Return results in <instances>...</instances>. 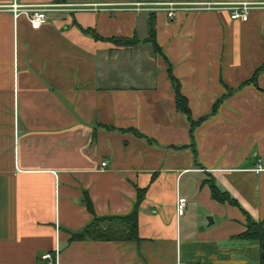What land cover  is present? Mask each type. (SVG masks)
Masks as SVG:
<instances>
[{
  "label": "crops",
  "instance_id": "0c3cea01",
  "mask_svg": "<svg viewBox=\"0 0 264 264\" xmlns=\"http://www.w3.org/2000/svg\"><path fill=\"white\" fill-rule=\"evenodd\" d=\"M25 2L48 7L44 27L0 0V264H258L240 236L247 216L264 229V70L245 84L264 63V9H164L264 0ZM138 3L149 11L126 10ZM168 63L193 120L221 99L193 138ZM138 190L137 240L71 239L94 219L86 198L124 216Z\"/></svg>",
  "mask_w": 264,
  "mask_h": 264
},
{
  "label": "trees",
  "instance_id": "16d2710c",
  "mask_svg": "<svg viewBox=\"0 0 264 264\" xmlns=\"http://www.w3.org/2000/svg\"><path fill=\"white\" fill-rule=\"evenodd\" d=\"M153 16L151 13L149 16ZM87 34L92 35L96 39H101L95 32L85 31ZM109 41H118V39H108ZM155 53H160L161 51L155 42V29L154 20L152 17L148 20V38L146 40ZM129 43V42H128ZM135 43V42H134ZM130 44V43H129ZM264 70V63L258 67L252 74L251 78L245 82V84H253L256 86L257 76ZM168 74L172 83L174 84V95L176 109L182 113L189 124L190 137L193 135V130L199 126L202 122L210 118L217 111V107L221 99H219L213 106L212 110L208 115H205L199 119L193 120L191 117L190 110L187 105L186 98L180 93L179 83L171 75V65L168 63ZM231 94V91L228 95ZM225 96V97H226ZM211 196L214 200L219 202L228 201L230 203H235L226 193H221L215 187L213 183L210 184ZM137 201L133 206V210L124 216H106L98 217L93 209V204L90 199L86 198L85 205L88 210L94 215V219L79 233H74L71 236L72 240H93V241H135L138 239V225H137V214H138V204L142 198V191L138 190ZM240 237L247 238L250 240H255L258 242L259 247V262L258 264H264V229L261 222L252 220L249 216L246 218V230L242 233Z\"/></svg>",
  "mask_w": 264,
  "mask_h": 264
},
{
  "label": "built area",
  "instance_id": "2783aa9c",
  "mask_svg": "<svg viewBox=\"0 0 264 264\" xmlns=\"http://www.w3.org/2000/svg\"><path fill=\"white\" fill-rule=\"evenodd\" d=\"M26 0H13V3L7 7V9L13 13L15 18L25 15L34 30H39L44 27L47 23V11L48 7L43 6H33L28 5ZM143 4H134L133 8L129 7L126 10L130 11H149L142 7ZM185 5H188L185 7ZM191 5V6H190ZM226 7L229 11V17L231 20H241L246 21L248 19V14L250 10L253 9H264V3H254V2H240V3H226V4H214V3H197V4H171L168 5L164 10L167 11L168 16L171 18L175 13L181 9L186 10H196V11H205L217 9L218 7ZM184 7V8H183ZM115 10V9H113ZM117 10V9H116ZM108 166L107 162L102 163V169ZM262 167L258 166L255 171H262ZM185 199H178L176 202V213L177 215H182L185 208ZM43 258H50L48 255Z\"/></svg>",
  "mask_w": 264,
  "mask_h": 264
},
{
  "label": "rangeland",
  "instance_id": "374dc122",
  "mask_svg": "<svg viewBox=\"0 0 264 264\" xmlns=\"http://www.w3.org/2000/svg\"><path fill=\"white\" fill-rule=\"evenodd\" d=\"M143 49V51L141 52V54H140V56H141V60L143 61L144 59H146V58H144V57H148V56H150V51H149V49H148V47H146V48H142ZM139 56V57H140ZM150 65V62L149 61H147V63H145V65L144 66H146V67H148V68H150L151 67V65Z\"/></svg>",
  "mask_w": 264,
  "mask_h": 264
}]
</instances>
